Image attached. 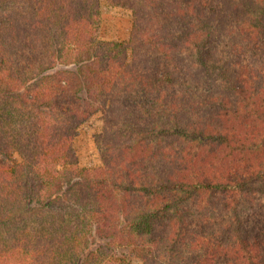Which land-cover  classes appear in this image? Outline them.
Segmentation results:
<instances>
[{
  "label": "trees",
  "instance_id": "16d2710c",
  "mask_svg": "<svg viewBox=\"0 0 264 264\" xmlns=\"http://www.w3.org/2000/svg\"><path fill=\"white\" fill-rule=\"evenodd\" d=\"M0 264H264V0H0Z\"/></svg>",
  "mask_w": 264,
  "mask_h": 264
},
{
  "label": "rangeland",
  "instance_id": "374dc122",
  "mask_svg": "<svg viewBox=\"0 0 264 264\" xmlns=\"http://www.w3.org/2000/svg\"><path fill=\"white\" fill-rule=\"evenodd\" d=\"M121 10L113 9L104 15L99 24V36L104 40L121 41L126 40L130 29V20L127 15H121ZM125 14V13H124ZM101 129L99 115L86 121L79 127V137L76 140L75 149L84 167H94L100 165V158L94 143V135Z\"/></svg>",
  "mask_w": 264,
  "mask_h": 264
}]
</instances>
